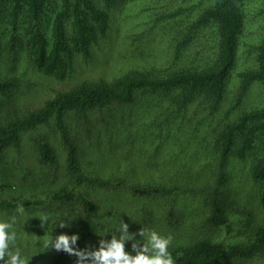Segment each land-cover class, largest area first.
<instances>
[{"label":"trees","instance_id":"1","mask_svg":"<svg viewBox=\"0 0 264 264\" xmlns=\"http://www.w3.org/2000/svg\"><path fill=\"white\" fill-rule=\"evenodd\" d=\"M133 1L60 0L43 30L37 26L48 0H0V7H10L14 18L24 7L27 21L35 26L28 55L44 76L61 81L75 59L86 56L92 43L111 29L114 18L108 13L116 16L121 3ZM176 1L174 9L157 12L151 22L150 29L163 38L161 73L137 69L112 80L82 81L24 115L9 110L0 123V155L20 151L24 136L53 124L66 152V174L64 185L42 208L66 207L69 213L61 218H76L73 232L80 234V248L97 246L109 215L105 207L113 215L120 213L122 208L114 204L123 196L134 209L126 214V223L132 215L148 227L171 231L176 264L262 260L264 223L254 225L228 190L237 162L264 209V0H257L262 33L248 44L250 63L240 67L239 0H212L208 8L202 0ZM14 86V79L0 80V95ZM255 89L258 97L250 102ZM36 143L39 162L56 169L53 147L44 139ZM120 152L125 160L119 161ZM86 190L111 198L103 200L104 207L87 197ZM17 205L0 200V213ZM234 222L245 242L224 247L212 240L211 232L230 233ZM183 228L187 234L180 240L175 234ZM75 261V256L55 251L49 264Z\"/></svg>","mask_w":264,"mask_h":264},{"label":"rangeland","instance_id":"2","mask_svg":"<svg viewBox=\"0 0 264 264\" xmlns=\"http://www.w3.org/2000/svg\"><path fill=\"white\" fill-rule=\"evenodd\" d=\"M202 1H204L203 8L212 5V0ZM177 3L176 0H159L158 2L155 0H134L131 3H121L123 5H121V10L116 16L113 15V11L108 13L115 20L111 21V29L108 33L92 43L86 56L75 59L73 67L61 81L44 76L42 72L37 70L33 60L29 57L30 31H34L35 26L31 25L32 22L27 21L24 7L19 9L18 15L14 18L10 7L1 6L0 80L14 79L16 86L10 92L0 95V123L6 120L4 117H8L7 112L9 110H15L20 115H24L40 108L56 92L68 91L82 81L112 80L126 71L137 69L159 74L160 70L162 71V64L158 58L161 57L160 49L164 46L163 38L155 30L150 29L151 22L154 19V14L157 12L160 14L162 11L170 12ZM48 4L40 25L37 26L38 30H43L48 26L46 20L48 21L51 17L50 10H58L60 0H48ZM157 6L162 8L158 9ZM238 11L243 22V34L237 53V67H240L242 64L250 63L248 50L251 48L248 44H255L258 36L261 35L263 19L257 0H239ZM13 19L15 22H12ZM254 29L255 34L251 35L250 32ZM236 84L237 81L235 80L233 86ZM257 97L258 90L255 89L248 101L255 102ZM41 139L47 141L58 156L59 163L56 169L39 162L36 142L41 141ZM119 155L121 156L119 161L125 160L122 152ZM65 157V149L52 123L24 136L20 151L8 150L0 155V200L13 204L41 202L40 206L25 207L26 213L31 217L25 224L22 223L19 229L18 242L25 248L26 254L31 259L30 264L50 263L55 251L45 250L43 245L46 239H51L53 230H56L58 234L60 232L72 233L76 228V218L73 216L72 219H69L70 216L67 218L71 220L69 222L71 228L57 227L61 217L69 213L66 207L54 206L49 212L42 208L47 206L49 196L64 185ZM234 165L236 166L232 169L234 180L228 191L233 192L238 200L236 202L250 213L254 225L256 223L262 224L264 223V209L253 196L248 182L244 179V173L241 174L239 170L241 165L237 162ZM86 194L87 197L101 206H104V199L111 198L110 195L93 190H86ZM123 198L121 196L120 201L116 200L114 204L122 208L120 213L113 215L109 209L110 206H104L105 214H109L107 218L104 217L103 219L104 228L115 227L121 219L124 220L126 214L134 213L133 207H128L129 203L126 198V202ZM14 210L2 212L0 216L12 215ZM45 214L49 216V221L48 223L45 222V226L42 228L38 217ZM131 216H128L127 222L131 228L129 230L135 232L138 230L137 225L135 226L137 219H131ZM131 222L135 223L131 224ZM239 226L234 222L230 227V233L221 229L211 232L210 236L213 241L221 243L224 247L245 242L246 236L239 234ZM158 231L162 234H171L169 230L168 232ZM186 234V228H183L175 236L180 235L177 238L181 240ZM126 250H130V242L126 244ZM224 250L226 251V249ZM224 264H264V259L252 262H236L227 259Z\"/></svg>","mask_w":264,"mask_h":264},{"label":"clouds","instance_id":"3","mask_svg":"<svg viewBox=\"0 0 264 264\" xmlns=\"http://www.w3.org/2000/svg\"><path fill=\"white\" fill-rule=\"evenodd\" d=\"M23 204L17 205L14 214L0 216V264H30L25 248L18 242L20 225L30 218ZM43 228L49 216L38 217ZM67 220V222H66ZM71 220L62 219L59 228H71ZM142 226L135 232L129 230V224L121 219L115 227L103 229L97 246L80 248L78 232H60L44 241L45 250L63 251L75 256V264H176L170 251L173 236L162 234L154 227H148L142 221H135ZM56 227V228H57ZM110 238H104V237ZM130 242V250L126 244Z\"/></svg>","mask_w":264,"mask_h":264}]
</instances>
